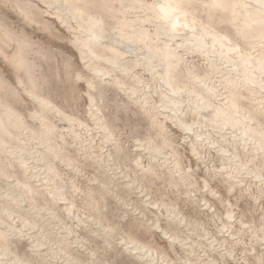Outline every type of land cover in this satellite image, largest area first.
<instances>
[{
	"label": "rangeland",
	"instance_id": "obj_1",
	"mask_svg": "<svg viewBox=\"0 0 264 264\" xmlns=\"http://www.w3.org/2000/svg\"><path fill=\"white\" fill-rule=\"evenodd\" d=\"M163 1L0 0V264H264V4Z\"/></svg>",
	"mask_w": 264,
	"mask_h": 264
},
{
	"label": "bare ground",
	"instance_id": "obj_2",
	"mask_svg": "<svg viewBox=\"0 0 264 264\" xmlns=\"http://www.w3.org/2000/svg\"><path fill=\"white\" fill-rule=\"evenodd\" d=\"M71 1L72 0H65V2H67V3H71ZM75 1V0H74ZM161 1H163V0H161ZM222 1L223 0H209V4H210V6H220L221 4H222ZM243 1V0H242ZM256 1H258V2H260L261 4H264V2L263 1H261V0H256ZM238 3V2H237ZM223 5V4H222ZM242 5V4H241ZM72 6V5H71ZM261 6H264V5H261ZM74 7V6H73ZM175 7H177V2H175V0H164L162 3H156L155 5H152V9L153 10H155V11H157V12H161L164 16H169V17H172V19L170 20L171 21V27H170V29L171 30H173V29H175L176 28V26H177V24H178V17H174V14L172 13L173 12V9L175 8ZM243 7V6H242ZM244 9V8H243ZM184 10V9H183ZM254 10V9H253ZM180 11V10H179ZM235 11H236V9H235V7H234V5H232L231 6V15H232V17L230 18V19H234L235 17H234V15H235ZM246 13L248 12L247 10H244ZM261 11H262V15H263V13H264V9H261ZM260 11V12H261ZM237 12V11H236ZM259 12V11H258ZM73 13H75V14H80V10L78 9V8H76V7H74L73 8ZM171 14H173V15H171ZM177 14V13H176ZM257 14V13H256ZM255 13H250L249 12V14H247L248 16L246 17V19H244L245 21V26L246 27H249L250 25H251V22H252V20L254 19V18H262V15H256ZM260 14V13H259ZM76 16V15H75ZM190 17V16H189ZM168 18V17H167ZM264 18V17H263ZM183 20V19H182ZM181 20V21H182ZM256 20V19H255ZM128 21V20H127ZM127 21H123V24L124 25H127L128 24V22ZM254 21V20H253ZM149 23V22H148ZM89 29H90V37H91V39L92 40H99L101 37H102V29H101V24H100V21L98 20V19H96V18H91L90 19V21H89ZM248 29V28H247ZM250 29V28H249ZM162 30V29H161ZM244 30V29H243ZM140 35H141V37H146L148 34H147V32L146 31H142L141 33H140ZM139 35V36H140ZM191 36H193L192 38H193V40H194V44L197 46V47H199V48H204L203 46H204V41H203V39L200 37V36H195V35H191ZM212 37H213V41H215V42H217V41H219L220 42V39H219V37L217 36V35H214V34H212ZM79 38V37H78ZM86 38V37H85ZM85 38H83V39H79V40H77L78 42V44H80V46H79V50H80V52L81 53H83V49H82V47H85L86 45H87V38L85 39ZM134 40V39H133ZM190 40V39H189ZM251 40V39H250ZM135 41V40H134ZM76 42V41H75ZM77 44V45H78ZM82 46V47H81ZM148 47V46H147ZM156 47V46H155ZM207 47V46H206ZM167 49V48H166ZM151 53V52H150ZM149 53V54H150ZM152 53H155L154 55H156V53H157V51L155 50L154 52L152 51ZM167 52H162L161 53V56L163 57V59H164V57L166 58V56H167ZM161 56H160V58H161ZM162 59V58H161ZM164 61H166V60H164ZM243 62H245V63H250V62H252V60L250 59V57L249 56H245V58H244V60H242ZM167 62V61H166ZM249 65V64H248ZM254 65H255V67L256 68H258V69H260L263 73H264V64H263V62L261 61V60H257L256 62H254ZM245 70V69H244ZM170 73V72H169ZM206 83V82H205ZM10 114V113H9ZM18 120V119H17ZM8 121V120H7ZM10 149V148H9Z\"/></svg>",
	"mask_w": 264,
	"mask_h": 264
}]
</instances>
